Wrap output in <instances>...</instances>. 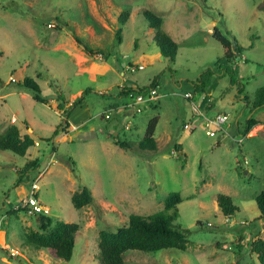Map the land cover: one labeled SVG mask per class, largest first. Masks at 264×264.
<instances>
[{"label": "rangeland", "instance_id": "374dc122", "mask_svg": "<svg viewBox=\"0 0 264 264\" xmlns=\"http://www.w3.org/2000/svg\"><path fill=\"white\" fill-rule=\"evenodd\" d=\"M146 9L163 18V28L178 42L175 62L162 56ZM122 11L130 13L123 26ZM215 26L233 47L240 45L233 62L212 36ZM74 32L106 56L86 53ZM211 66L218 74L196 99L208 111L227 112L233 136L251 116L264 121V107L246 113L251 105L231 102L229 95L237 101V93L220 70L233 69L251 100L264 86V0H0V133L16 124L35 139L24 156L0 150V264H102L100 232L128 225L131 214L164 210L172 192L182 196L175 223L186 231L187 248L129 250L124 264H260L249 242L264 239L256 202L264 187V133L241 143L211 137L191 121L184 94L195 93L192 81ZM27 76L41 85L44 102L19 85ZM156 77L158 100L140 111L131 108L123 88H143ZM87 88L92 90L84 93ZM64 111L68 132L56 135ZM155 116L158 148L140 150ZM118 139L132 147L121 148ZM35 159L38 167L25 171ZM34 185L54 221L80 225L70 261L28 243L27 233L39 230L37 214L12 212ZM84 187L94 200L76 208L72 196ZM220 193L238 206L230 218L219 208Z\"/></svg>", "mask_w": 264, "mask_h": 264}, {"label": "trees", "instance_id": "16d2710c", "mask_svg": "<svg viewBox=\"0 0 264 264\" xmlns=\"http://www.w3.org/2000/svg\"><path fill=\"white\" fill-rule=\"evenodd\" d=\"M143 15L148 21L150 28L154 29V39L160 49L162 56L170 62H175L179 50L178 42L163 28L164 20L161 16L151 10H144ZM130 18L128 11H122L119 16V22L123 25L127 23ZM68 29L72 30L69 24H65ZM123 28H119L116 33L117 43H122ZM212 36L217 39L224 47V58L228 62H233L238 52L240 53V45L236 43L233 47L232 41L224 35L217 26L214 27ZM74 38L83 46L86 53L90 55H97L102 53V49L93 47L83 36L74 32ZM105 55V54H101ZM217 66V65H216ZM230 76V85L236 86L239 94H244V101L247 106L251 105V111L256 108L264 107V86L259 87L255 92L253 100L246 94L245 83L241 79L235 77V71L229 68H221ZM218 73L215 67L211 66L204 70L194 82L193 88L195 93H207L208 86L212 78ZM157 77L147 86L140 87H124L123 93L128 94V91L138 89L140 91L148 88H155L158 86ZM19 85L32 91L34 98L38 101L44 102L42 97V89L39 82L27 76ZM92 89L87 88L86 91ZM81 100L74 101L71 108H74L81 103ZM63 110V104L59 105ZM64 111L63 119L58 125L55 134L58 130L62 133H67L70 126L69 116ZM65 116V118H64ZM159 122V116H155L149 120L145 135L139 142L140 150L155 151L158 148L157 140L155 138L156 128ZM259 122L254 117L246 119L243 128H238L239 134L247 136ZM117 144L126 150L132 147V144L125 140H117ZM35 145V139L29 135H22L19 127L16 124L9 126L4 134L0 133V150H10L18 155L24 156L31 147ZM38 167V160H31L27 163L25 171ZM38 196V193H35ZM218 205L226 218L232 217L238 206L234 203L230 195L220 193L216 197ZM94 200V196L88 187L77 191L72 196V203L76 208H82ZM182 202V196L179 192H172L168 195L164 210L149 214H131L129 217V224L120 226L116 231L103 230L99 235V249L100 260L102 264H124V255L129 250H139L144 252H154L161 249L176 248L185 250L187 248V235L180 225L175 223L178 217V205ZM256 202L260 210L258 219H264V187L256 196ZM23 208H14L13 213L20 211ZM39 230H31L27 233V241L37 248H45L47 252L65 261H70L73 257L76 234L80 230V225L75 222H65L62 220L54 221L51 216L43 212L37 215ZM251 252L257 255L260 264H264V239L257 237L249 242Z\"/></svg>", "mask_w": 264, "mask_h": 264}, {"label": "built area", "instance_id": "2783aa9c", "mask_svg": "<svg viewBox=\"0 0 264 264\" xmlns=\"http://www.w3.org/2000/svg\"><path fill=\"white\" fill-rule=\"evenodd\" d=\"M144 65H140L139 68H144ZM135 67H132V70H135ZM196 94L194 92H186L184 94L185 99L189 102L190 109H191V116L192 120L197 122L199 125L204 126L206 128V134L211 137H216L217 139H234L238 142L244 141L243 135L233 136L230 132L229 128L231 125V118L227 112H216L210 113L206 109V103H202V101H198L196 99ZM204 94V93H201ZM159 92L157 88H148L147 90L140 91L138 89L128 91L127 98H128V105L140 111V107L147 102H154L159 98ZM207 96V95H206ZM206 96L204 95L202 99H205ZM108 118L111 117V113L106 115ZM190 121V122H191ZM189 127V123L185 125V128ZM245 163H248L247 159H245ZM37 185H34L30 191V194L24 197L19 204L16 205L15 208H23L26 212L30 214H38V213H49L50 209L43 205L39 197L36 196L37 192ZM5 223L4 218H0V230L2 229ZM245 223V222H244ZM249 223V222H248Z\"/></svg>", "mask_w": 264, "mask_h": 264}, {"label": "crops", "instance_id": "0c3cea01", "mask_svg": "<svg viewBox=\"0 0 264 264\" xmlns=\"http://www.w3.org/2000/svg\"><path fill=\"white\" fill-rule=\"evenodd\" d=\"M215 24V23H214ZM214 29V28H213ZM210 30V29H209ZM212 30V29H211ZM239 53V52H238ZM241 53V52H240ZM239 53V54H240ZM106 56V55H105ZM247 61H248V59H247ZM126 73V71H123L122 72V75L123 74H125ZM202 73V72H201ZM200 73V74H201ZM199 74V75H200ZM218 74V73H217ZM223 75H224V73H223ZM199 77V76H198ZM216 77V75L212 78V80L214 79ZM185 78L184 77H180L179 78V80H180V82L181 81H183ZM197 79L198 78H196L195 79V81H192L193 82V84H194V82H196L197 81ZM123 83V82H122ZM159 84V83H158ZM130 87H132V86H130ZM230 87H231V91H232V89H234L235 91H236V93H237V95H236V97H237V101H235V100H233V95H229V96H231V102H233V103H235L236 105H238V106H240V104H244L247 108H248V106H247V103L244 101V94H239L238 93V90H237V88H236V86L234 85V86H231L230 85ZM230 88H228L227 90H229ZM128 99V98H127ZM127 103H128V101H127ZM216 105H217V103H216ZM262 108V107H261ZM216 109V108H215ZM215 109L214 110H211L210 111V113H216L215 112ZM256 109H259V108H256ZM256 109H253V110H256ZM252 110V111H253ZM252 111H251V109L249 108L247 111H246V113L247 112H250V113H252ZM219 112V111H218ZM223 112V111H222ZM241 118V117H240ZM250 118V117H249ZM234 119H235V121H236V123H240L243 119H238V120H236V118L234 117ZM248 119V118H247ZM259 123L257 124V125H255L254 127H253V129L248 133V135L247 136H244V137H246V138H249V137H257L260 133H264V121H262V119H256ZM232 119H231V123H232ZM245 122H246V120H245ZM245 122H244V125H245ZM72 124V123H71ZM73 125V124H72ZM244 125H243V127H244ZM201 126V125H200ZM231 126V125H230ZM217 204V203H216ZM217 206V205H216ZM263 230H264V228H263Z\"/></svg>", "mask_w": 264, "mask_h": 264}, {"label": "water", "instance_id": "95a60500", "mask_svg": "<svg viewBox=\"0 0 264 264\" xmlns=\"http://www.w3.org/2000/svg\"><path fill=\"white\" fill-rule=\"evenodd\" d=\"M246 172H248V171H246Z\"/></svg>", "mask_w": 264, "mask_h": 264}]
</instances>
